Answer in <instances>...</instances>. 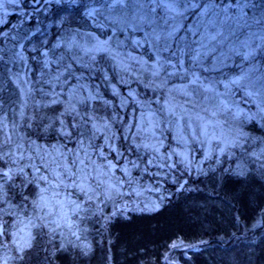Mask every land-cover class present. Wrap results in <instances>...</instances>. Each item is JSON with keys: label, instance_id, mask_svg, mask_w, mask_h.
<instances>
[{"label": "rangeland", "instance_id": "obj_1", "mask_svg": "<svg viewBox=\"0 0 264 264\" xmlns=\"http://www.w3.org/2000/svg\"><path fill=\"white\" fill-rule=\"evenodd\" d=\"M0 4L13 21L0 28V264L20 262L38 231L48 252L90 253L112 219L158 210L159 184L264 174V21L252 9L248 27H214L199 9L164 23L148 4ZM71 4L82 22L61 12ZM190 248L177 239L149 264H184Z\"/></svg>", "mask_w": 264, "mask_h": 264}, {"label": "trees", "instance_id": "obj_2", "mask_svg": "<svg viewBox=\"0 0 264 264\" xmlns=\"http://www.w3.org/2000/svg\"><path fill=\"white\" fill-rule=\"evenodd\" d=\"M19 1L28 8L35 0ZM71 5L61 12L82 22V6ZM4 17L0 28L6 30L13 21L4 23ZM37 125L40 132L46 126ZM195 182L189 188L177 187V181L159 184L165 198L158 210L112 219L101 242L92 238L88 254L69 248L48 252L38 231L41 239L14 264H149L160 262L177 239L191 247L184 264H264V174L220 170Z\"/></svg>", "mask_w": 264, "mask_h": 264}, {"label": "snow or ice", "instance_id": "obj_3", "mask_svg": "<svg viewBox=\"0 0 264 264\" xmlns=\"http://www.w3.org/2000/svg\"><path fill=\"white\" fill-rule=\"evenodd\" d=\"M10 2H15V0H10ZM72 3H76L77 0H71ZM126 2L132 3L134 5H140L141 9L145 4L155 5L148 9L150 13H155L157 8H162L165 12L164 23H167L168 19L175 20L176 16H184L187 12H196L198 20L203 21L205 17H211L208 20V23L212 26H216V17H220V24L223 25L228 22L236 24L238 27H248L250 26L248 21L249 17L246 9L253 10V16L251 20L256 24H260L264 21V0H203V5L201 0H109L110 6L116 4H125ZM183 5L181 9L179 6ZM2 6V4H0ZM259 9V14H256V9ZM95 11V10H93ZM168 13H175V16H168ZM141 22H147L148 24L155 23L156 17L153 15L150 19L147 15L140 17ZM179 24L171 26V31L167 33L168 37H171L173 33L178 29ZM199 30V29H197ZM160 35L154 37L155 40H159ZM264 39V37H262ZM169 46L166 44L164 50H167ZM248 55H251V52L245 55L247 58ZM243 79V75L237 79L231 81L233 84H240V80ZM250 94V93H249ZM5 176L8 175L7 172L4 173ZM2 235V232H0Z\"/></svg>", "mask_w": 264, "mask_h": 264}, {"label": "water", "instance_id": "obj_4", "mask_svg": "<svg viewBox=\"0 0 264 264\" xmlns=\"http://www.w3.org/2000/svg\"><path fill=\"white\" fill-rule=\"evenodd\" d=\"M5 172H7V173H8V175H7V176H8V178H9V177H10V174H9V172H8V171H5ZM5 172H3V173H5Z\"/></svg>", "mask_w": 264, "mask_h": 264}]
</instances>
